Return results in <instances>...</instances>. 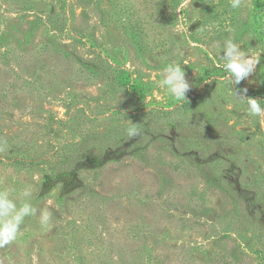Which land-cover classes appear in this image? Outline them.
<instances>
[{"label": "rangeland", "instance_id": "obj_1", "mask_svg": "<svg viewBox=\"0 0 264 264\" xmlns=\"http://www.w3.org/2000/svg\"><path fill=\"white\" fill-rule=\"evenodd\" d=\"M227 38L260 56L234 86ZM172 61L187 100L159 86ZM245 88L264 104V0H0V189L52 210L0 264H264Z\"/></svg>", "mask_w": 264, "mask_h": 264}, {"label": "clouds", "instance_id": "obj_2", "mask_svg": "<svg viewBox=\"0 0 264 264\" xmlns=\"http://www.w3.org/2000/svg\"><path fill=\"white\" fill-rule=\"evenodd\" d=\"M230 6L237 9L241 6L242 0H229ZM224 70L227 72V79L234 86L255 73L260 64L259 54H252L242 50V47L233 38H227L222 44ZM163 79L160 82L161 88H166L169 94L176 100H187V92L190 90V83L186 79V73L182 64L178 61L168 63L163 69ZM234 91V90H233ZM235 96L246 102L247 112L255 116L261 127H264V104L261 99L248 97L247 89L234 91ZM130 137L138 136L139 129L136 123L127 129ZM15 189L5 187L0 189V248L14 242L21 232V227L27 218L37 216L41 226L49 224L52 217V210L48 207L39 208L33 203L32 192L25 188L20 193L22 198H14L12 193Z\"/></svg>", "mask_w": 264, "mask_h": 264}]
</instances>
